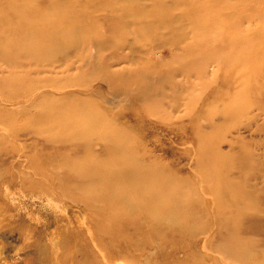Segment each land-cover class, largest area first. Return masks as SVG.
Returning a JSON list of instances; mask_svg holds the SVG:
<instances>
[{
    "label": "rangeland",
    "instance_id": "obj_1",
    "mask_svg": "<svg viewBox=\"0 0 264 264\" xmlns=\"http://www.w3.org/2000/svg\"><path fill=\"white\" fill-rule=\"evenodd\" d=\"M0 154L35 244L85 216L87 264H264V0H0Z\"/></svg>",
    "mask_w": 264,
    "mask_h": 264
},
{
    "label": "bare ground",
    "instance_id": "obj_2",
    "mask_svg": "<svg viewBox=\"0 0 264 264\" xmlns=\"http://www.w3.org/2000/svg\"><path fill=\"white\" fill-rule=\"evenodd\" d=\"M153 26V25H152ZM149 27V26H148ZM133 28V27H132ZM176 42V41H175ZM112 56V55H111ZM56 61V60H55ZM52 65V64H51ZM56 67V66H55ZM112 72V71H111ZM110 72V73H111ZM113 75V73H111ZM108 75V74H107ZM106 75V76H107ZM146 75V74H145ZM153 75V74H152ZM104 76V77H106ZM117 76V75H116ZM116 76H113L115 79ZM156 76V75H155ZM103 77V78H104ZM111 77V76H109ZM123 77V76H122ZM121 77V78H122ZM127 77V76H126ZM112 78V77H111ZM113 78V79H114ZM125 78V77H123ZM120 79L118 81V83H122V80L124 82V79ZM141 78V77H140ZM145 78V77H143ZM148 78V77H147ZM132 79V78H131ZM135 79V78H134ZM146 79V78H145ZM157 79V78H156ZM187 79V78H186ZM185 79V81H186ZM102 80V78H100V81ZM110 80V79H109ZM128 80V79H126ZM175 80V79H174ZM104 81V79H103ZM105 81H108L106 80L105 78ZM136 81V80H135ZM112 82H115V81H112ZM117 82V81H116ZM129 82V81H128ZM133 82L132 80H130L129 84ZM117 83V84H118ZM109 84V83H108ZM113 85V83H111ZM127 84V82H126ZM136 84H139L138 80H137V83ZM135 84V86H136ZM107 85V84H106ZM112 85H109L112 86ZM124 85V84H123ZM133 85V84H132ZM141 85V84H140ZM108 86V85H107ZM114 86H115V83H114ZM120 86V85H119ZM131 86V85H129ZM142 86V85H141ZM122 87V86H121ZM128 87V86H127ZM117 88V87H115ZM119 88V87H118ZM123 88V87H122ZM148 88L147 86L145 87V89ZM130 90V89H129ZM148 90V89H147ZM119 91V90H118ZM136 91H139L136 90ZM150 90H148L149 92ZM122 92V91H121ZM134 92V91H133ZM143 92V90H142ZM100 93V92H99ZM120 93V91H119ZM135 93V92H134ZM143 95V94H139V92H136L135 94L137 95ZM113 94H115L113 92ZM146 94V93H145ZM144 94V95H145ZM107 95V94H106ZM113 96V95H112ZM116 96H118L116 94ZM181 97V96H180ZM113 99V98H112ZM81 149V148H80ZM14 155H11V156H8L7 154H0V165H6L7 162H9L10 158H12ZM18 156V155H17ZM13 160V159H11ZM73 171H69L68 173H61L59 175V177L55 178H50V183L52 184H60L62 181H65V182H69L71 181L74 185V189L73 191L75 193H78L81 197V195H85L86 192H84V183H85V180H86V176L89 177L91 174L90 172L88 171L87 174H83V170H82V174L81 173H72ZM1 174V173H0ZM84 185V186H83ZM12 188V187H11ZM19 188V187H18ZM6 189V188H5ZM13 189V188H12ZM11 191V190H10ZM9 191V192H10ZM20 192V191H19ZM18 192V193H19ZM17 193V192H16ZM20 195V194H19ZM13 196V195H12ZM17 196V195H15ZM63 196V195H62ZM22 197V196H21ZM32 197V196H31ZM36 198L37 195L35 196ZM34 197V198H35ZM47 197V195H46ZM49 197V196H48ZM47 197V198H48ZM20 198V197H19ZM85 198H89L87 197V195H85ZM10 199V198H9ZM41 199V198H40ZM39 199V200H40ZM45 200V198H43ZM51 200V199H49ZM48 200V201H49ZM23 201V200H22ZM53 201V200H52ZM207 201V200H206ZM20 202H21V199H20ZM57 201H54L53 203H56ZM76 202L79 204V203H82L85 210H89L91 206L90 204H86L85 202H82L80 200H76ZM28 203V202H27ZM51 203V204H53ZM60 203V202H59ZM210 203V202H209ZM22 204V203H21ZM24 204V203H23ZM22 204V205H23ZM62 205V203H60ZM29 205V204H28ZM21 206V205H20ZM59 206V205H58ZM57 204L55 207H58ZM25 207V206H24ZM27 207V206H26ZM35 207V206H33ZM31 208V207H30ZM52 208V206H51ZM60 208V207H59ZM27 209V208H26ZM33 209V208H31ZM35 209V208H34ZM62 209V208H60ZM46 210V209H45ZM31 211V210H30ZM37 211V209H36ZM50 211V210H49ZM48 211V212H49ZM26 212V210H25ZM45 212V211H44ZM58 212V211H57ZM61 212V211H60ZM59 212V213H60ZM65 212V211H64ZM94 212V211H93ZM95 213V212H94ZM35 214V213H34ZM32 214V215H34ZM46 214V213H45ZM48 214V213H47ZM46 214V215H47ZM67 214V213H66ZM96 214V213H95ZM15 216V215H14ZM27 216V215H26ZM50 216V215H49ZM84 219H85V224H81L80 225H77V226H73V227H65L64 230H62V235L58 236L57 237V234L55 236L56 239H54L52 242L50 243H47V244H35L33 243V232L30 231V229L27 227V226H23V227H18V228H12L10 226H8V223L6 221H0V236L2 238H4L6 241L10 242L11 241H14V236H15V231L18 230L17 232H19V235L22 236V242H23V248H29V251H32L35 255V259H33V262L31 264H87L86 260H85V251H84V244H85V240L87 241V245L89 244V242H91V240H94V231H93V223L89 220V218H86L85 216H83ZM82 217V219H83ZM36 218V217H35ZM46 218V217H45ZM60 218V217H59ZM58 218V219H59ZM3 219V218H2ZM32 220V219H31ZM37 220V219H36ZM47 221V220H46ZM31 222V221H30ZM73 222V221H72ZM46 223V222H45ZM78 223V222H77ZM34 224V223H33ZM58 224V222H57ZM36 225V224H34ZM44 227V226H43ZM88 230V234L86 236H83V234L81 235V231H83V228H85ZM55 228V227H54ZM74 228V229H72ZM38 229V227H37ZM72 229V230H71ZM40 231V230H39ZM41 233V232H40ZM59 233V232H58ZM217 235V234H216ZM216 235H214V237H216ZM154 237V236H153ZM218 238V237H217ZM17 239H18V235H17ZM157 239V238H155ZM81 240L84 241V243L81 242ZM216 240V239H215ZM35 242V241H34ZM94 242V241H93ZM156 243V242H155ZM157 244V243H156ZM217 244V243H216ZM132 246V245H131ZM159 247V246H158ZM74 248V252H70V250ZM17 249V248H16ZM106 249V248H105ZM215 250V249H214ZM12 254H8V256L6 257V261L8 259H12L13 257H15L14 253L15 250H12ZM135 251V250H134ZM218 251V250H216ZM107 252V250H106ZM11 253V252H10ZM102 253V252H101ZM100 253V254H101ZM3 254V253H2ZM22 254V253H20ZM18 256V255H17ZM103 256V255H102ZM104 257V263L106 264L108 262L107 258ZM5 258V257H4ZM2 259V258H1ZM12 261L13 260H10L9 264H12ZM1 262V261H0ZM13 264H18L17 262H14ZM88 264H92L90 262H88Z\"/></svg>",
    "mask_w": 264,
    "mask_h": 264
}]
</instances>
